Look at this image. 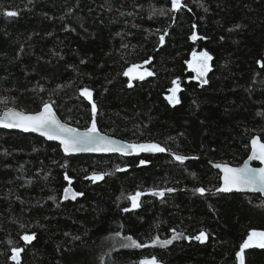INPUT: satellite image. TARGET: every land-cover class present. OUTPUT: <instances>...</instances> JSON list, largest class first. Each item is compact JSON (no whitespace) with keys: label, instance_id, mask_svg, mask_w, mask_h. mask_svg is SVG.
<instances>
[{"label":"trees","instance_id":"obj_1","mask_svg":"<svg viewBox=\"0 0 264 264\" xmlns=\"http://www.w3.org/2000/svg\"><path fill=\"white\" fill-rule=\"evenodd\" d=\"M183 3L172 12L171 0H0V9L19 13L0 14V112H34L48 101L63 122L85 129L91 104L79 90L87 87L100 132L170 150L69 156L37 135L0 129V264H15L8 257L16 246L21 264H138L153 255L162 264H238L249 231H264V199L217 192L212 168L241 165L253 136L264 142V0ZM194 30L206 39H189ZM193 49L213 57L203 86L187 68ZM134 64L153 75L128 87L123 72ZM176 78L180 103L172 105L166 96ZM93 171L110 174L93 183L85 178ZM65 173L83 196L63 199ZM168 188L175 191L150 195ZM137 191L144 194L132 209L126 197ZM173 229L183 235L151 245ZM201 230L204 243L184 238ZM25 233L36 239L25 244ZM126 236L148 246L121 248ZM244 257L264 264V249Z\"/></svg>","mask_w":264,"mask_h":264},{"label":"snow or ice","instance_id":"obj_2","mask_svg":"<svg viewBox=\"0 0 264 264\" xmlns=\"http://www.w3.org/2000/svg\"><path fill=\"white\" fill-rule=\"evenodd\" d=\"M182 7H187L183 3V0H171V8L169 11L178 12ZM207 11V9H205ZM159 11L161 15L166 14L163 9L155 10ZM71 12V9H69ZM0 14H3L6 17H16L19 13L18 11L9 10L7 8L0 9ZM123 15V13H122ZM131 15V13H129ZM193 25V29H195ZM235 27L239 28L240 25ZM231 31V29L229 30ZM167 29L164 30V34L160 36V44L164 43V37L167 35ZM51 35V33H49ZM206 39V37H198L195 30L192 32V35L189 39L195 41L197 39ZM191 60L186 61L189 68L196 73L192 79L198 80L203 86L208 83V80L205 79L208 72L211 70L210 61L213 57L207 50L197 52L193 49L191 53ZM149 60H145L144 63H149ZM83 63V61H82ZM262 68H264V61H257ZM140 65H132L127 68L123 75L129 77L128 87H132V79L143 80L145 76H151L153 73L144 69L143 72H137L136 69L140 68ZM57 87H62L58 85ZM80 95L89 101L91 104L92 120L89 127L85 128L83 131L77 128H73L67 123H62L56 116L55 111L53 110V103L44 101L41 104V107L38 111L34 112H24L17 111L14 108H6L4 111L0 112V126L5 128H19L24 131H35L40 132L42 135L46 136L49 140H59L60 146L63 149L64 153H74L81 151L88 152H119L122 154H128L129 152L141 153V152H152L159 153L170 151L169 149L162 147L159 143L153 141H147L143 143H127V142H118L112 138L101 135L97 128L96 116L98 113V108L96 103L93 100L92 91L85 87L79 90ZM181 91L179 78L172 80V87L168 89L169 95L166 96L169 104L176 105L180 103L178 93ZM6 101V98H0V103ZM251 152L248 156V160H259L262 165H264V142H262L261 137L253 136L250 140ZM173 158L176 161L181 163L188 159L180 154L173 153ZM248 160L245 161L244 165L241 167H232L228 164L217 163L214 167L221 170L223 175L220 177L222 183L219 188L216 189L217 192H230L232 190L237 191H252L259 192L264 194V166L258 168H252L248 165ZM148 163L146 160H140V164ZM117 171H123L117 167ZM110 173L106 172H96L93 171L89 176L85 177L86 179L91 180L93 183L101 181L106 175ZM64 180L67 181L68 186L63 189V199H68L69 197L72 200H75L78 196H83L84 193L74 191L71 187L72 178L65 173ZM152 195L155 196H164L165 191L174 192L175 189L168 188L164 190H149ZM196 192L203 195L206 192V189L203 187L196 188ZM144 193L137 191L134 194H129L126 198L131 202V208L140 207V197ZM49 199H54V197H49ZM130 209L125 208L123 211L127 212ZM23 227V225H21ZM174 235L171 239L161 240L159 237H154L151 240V245H159L160 247H166L171 244L173 240L179 239L182 233H175V229L172 230ZM115 237H120V233L116 232ZM185 239L196 240L201 243H204L208 239V234L201 230L195 236H185ZM25 244H30L34 239H36L35 233H25L20 237ZM79 239V237H76ZM121 248H145L148 245L138 242L133 239L131 236H126L122 238V242H119ZM259 247L264 249V231L259 230H250L247 238L240 244L239 250L236 252V260L238 264H245L244 252L245 249L251 247ZM24 251L22 247L16 246L11 248V255L8 259L15 262V264H21L20 256ZM138 264H162L156 256L143 257L138 261Z\"/></svg>","mask_w":264,"mask_h":264},{"label":"water","instance_id":"obj_3","mask_svg":"<svg viewBox=\"0 0 264 264\" xmlns=\"http://www.w3.org/2000/svg\"><path fill=\"white\" fill-rule=\"evenodd\" d=\"M10 108H13V107H10ZM14 109H16V108H14ZM5 110V109H4ZM3 110V111H4ZM17 111H21V110H18V109H16ZM54 110V109H53ZM55 111V110H54ZM56 113V112H55ZM56 116H57V118L62 122V123H65V122H63L59 117H58V115L56 114ZM69 125V124H68ZM71 127H73V128H76V127H74V126H72V125H70ZM0 129H2V130H7V131H18V132H21V133H31V134H34V135H37V136H39V137H41V138H44L46 141H48V142H52V143H56V144H58L59 146H60V142H59V140H49L46 136H44V135H42L40 132H35V131H24L23 129H19V128H5V127H2V126H0ZM77 129H79V128H77ZM81 131H83L84 129H80ZM99 131V130H98ZM100 132V131H99ZM100 134L101 135H105V136H108V135H106V134H104V133H102V132H100ZM108 137H110V138H112L113 140H115V141H118V142H125V141H123V140H120V139H117V138H114V137H111V136H108ZM249 146H250V150H249V154H248V156L250 155V152H251V144L249 143ZM61 147V146H60ZM62 149V148H61ZM62 151H63V149H62ZM64 152V151H63ZM66 154V153H65ZM114 154H119V155H121V156H130V155H135V154H137V153H135V152H129L128 154H122V153H119V152H88V151H81V152H74V153H67V155H69V156H76V155H104V156H106V155H114ZM248 156H247V158L244 160V162L241 164V165H239V166H232V167H241V166H243L244 165V163H245V161L246 160H248ZM214 165L215 164H212V168H214L218 173H219V176L221 177L222 175H223V173L221 172V170L220 169H218V168H216V167H214ZM229 165V164H228ZM248 165H249V167H252V168H258V167H262V166H264V165H262L261 164V162L259 161V160H248ZM231 166V165H230ZM221 183H222V181H221V179H220V186H221ZM232 192H237V193H246V194H258V195H260L263 199H264V194H262V193H259V192H252V191H248V190H244V191H237V190H232V191H230V192H222V193H232ZM166 193V192H165ZM150 195H152V193L150 192ZM159 197V196H158Z\"/></svg>","mask_w":264,"mask_h":264},{"label":"rangeland","instance_id":"obj_4","mask_svg":"<svg viewBox=\"0 0 264 264\" xmlns=\"http://www.w3.org/2000/svg\"><path fill=\"white\" fill-rule=\"evenodd\" d=\"M191 56H190V59L189 60H191ZM210 63V62H209ZM141 67L140 68H138V69H136L135 71H137V72H143L144 71V69H146L145 68V64H142V65H140ZM187 68L189 69V70H191L192 71V69L191 68H189V66H188V64H187ZM193 72V71H192ZM196 75V73L195 72H193V76H195ZM145 77H148V76H145ZM206 78V77H205ZM127 79H128V83H129V77H127ZM135 80V78L134 79H132V83H133V81ZM195 80V79H194ZM195 81H198V80H195ZM199 82V81H198ZM168 95H169V93H168ZM178 95V94H177ZM253 247H255V246H253Z\"/></svg>","mask_w":264,"mask_h":264}]
</instances>
